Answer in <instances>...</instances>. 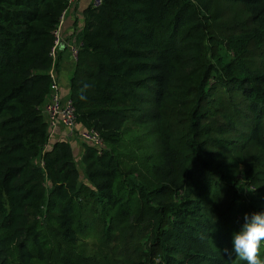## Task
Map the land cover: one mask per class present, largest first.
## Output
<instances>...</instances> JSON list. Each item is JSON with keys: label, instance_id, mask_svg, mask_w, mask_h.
<instances>
[{"label": "trees", "instance_id": "1", "mask_svg": "<svg viewBox=\"0 0 264 264\" xmlns=\"http://www.w3.org/2000/svg\"><path fill=\"white\" fill-rule=\"evenodd\" d=\"M68 2L0 0V264H247L222 248L264 211V0L84 8L78 168L42 113Z\"/></svg>", "mask_w": 264, "mask_h": 264}, {"label": "crops", "instance_id": "2", "mask_svg": "<svg viewBox=\"0 0 264 264\" xmlns=\"http://www.w3.org/2000/svg\"><path fill=\"white\" fill-rule=\"evenodd\" d=\"M87 6L88 0H69L68 6L65 8V14L57 24L60 40L51 51L52 63L48 69V73L50 78L55 81L58 94L62 98L68 97L69 78L74 67V61L71 59L69 46L81 42L83 25L82 12ZM47 99L48 94L45 103ZM55 140L67 141L70 144L73 158L79 159L82 152V144L76 137L74 131L70 132L69 130L57 126L49 133L46 147Z\"/></svg>", "mask_w": 264, "mask_h": 264}, {"label": "built area", "instance_id": "3", "mask_svg": "<svg viewBox=\"0 0 264 264\" xmlns=\"http://www.w3.org/2000/svg\"><path fill=\"white\" fill-rule=\"evenodd\" d=\"M102 0H88V5L91 7H99ZM65 14V9L61 12L59 21ZM59 23V22H58ZM53 34V46L59 43L60 36L58 34L57 26L52 31ZM81 46V42L78 44L70 45L69 52L71 59L75 62L77 58V51ZM51 54V53H50ZM48 86V99L42 106V113L44 114L45 121L47 124V133H49L57 126H60L70 132L75 133L76 137L81 144H88L99 150L102 147V140L98 132L93 128H84L79 125L74 112V106L71 100L66 97L62 98L57 91V85L55 81L50 78Z\"/></svg>", "mask_w": 264, "mask_h": 264}, {"label": "clouds", "instance_id": "4", "mask_svg": "<svg viewBox=\"0 0 264 264\" xmlns=\"http://www.w3.org/2000/svg\"><path fill=\"white\" fill-rule=\"evenodd\" d=\"M256 188L245 189L246 192H255ZM264 242V211L244 213L243 223L239 230L232 234L231 247L222 248L224 255H235L247 264H264L260 256V247Z\"/></svg>", "mask_w": 264, "mask_h": 264}, {"label": "rangeland", "instance_id": "5", "mask_svg": "<svg viewBox=\"0 0 264 264\" xmlns=\"http://www.w3.org/2000/svg\"><path fill=\"white\" fill-rule=\"evenodd\" d=\"M74 160L76 161V164H77V168L79 167V165H78V158H74ZM78 171H79V174H80V170L78 169ZM81 176V175H80Z\"/></svg>", "mask_w": 264, "mask_h": 264}]
</instances>
